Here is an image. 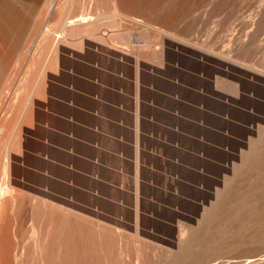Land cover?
<instances>
[{
    "label": "rangeland",
    "instance_id": "rangeland-1",
    "mask_svg": "<svg viewBox=\"0 0 264 264\" xmlns=\"http://www.w3.org/2000/svg\"><path fill=\"white\" fill-rule=\"evenodd\" d=\"M251 1L244 17L212 37L200 32V41L227 51L228 43L252 33L248 15L259 0ZM88 7L83 5L82 13ZM104 16L97 9L80 24L104 23L109 45H119L128 31L139 46L149 44L148 36L137 37L127 17ZM39 30L9 66L0 64V79L7 77L0 93V168L6 161L25 227L33 223L29 207L38 206L105 227L132 246L144 241L159 249L167 244L160 237L171 236L173 210L193 216V205L209 195L204 204L212 201L214 223L220 219L214 226L217 260L225 255L230 264L259 256L263 261L264 77H216L225 71L223 63L211 56L201 62L203 51L185 45L166 51L160 65L149 54L123 55L88 36L83 46L76 43L78 36L61 45L57 61L49 64L55 49L40 48L46 34L59 31V18L44 14ZM255 34V54L244 63L255 60L263 70L264 26ZM136 56L141 60L137 80ZM43 189L96 205L100 213Z\"/></svg>",
    "mask_w": 264,
    "mask_h": 264
},
{
    "label": "bare ground",
    "instance_id": "bare-ground-1",
    "mask_svg": "<svg viewBox=\"0 0 264 264\" xmlns=\"http://www.w3.org/2000/svg\"><path fill=\"white\" fill-rule=\"evenodd\" d=\"M55 3L56 0H0V64L3 67L9 66L13 58L19 57L20 53L28 48L30 37L40 31L41 18L48 13L59 18V31L54 32L52 36L44 34L45 40L43 39L44 42L42 41L40 48L41 50L42 47L55 49L49 64L57 61V52L61 45H68L73 37L78 36L75 41L79 46H83L85 36H88V39L102 42L108 49L123 55H130V51L139 55L149 54V58L160 65L165 64L166 51L177 50L181 48L180 45H185L203 51L198 58L201 62L208 60L207 56H211L223 63L222 70L225 71L216 72L215 74H218L216 77L225 75L239 79H255L254 74L264 77L263 56L260 60L263 70L255 67V60L248 64L244 63L255 51V33L264 26V0H259L252 15L248 13L247 23L251 25L252 33H245L242 39L236 38L229 41V49L220 52H216V47L211 42L200 41L199 33L206 31L212 37L221 30L227 29L232 20L240 19L244 8L253 5L251 0H57L59 7L54 8ZM83 5L89 6L87 13H82ZM97 9L101 10L106 17L123 16L130 19L137 31V37L148 36L149 44L145 47L139 46L137 40L136 42L132 40V31L131 33L128 31L120 38L119 45L107 44V38L101 31L104 23L100 24L92 19L87 26L80 24L86 22L85 16L90 17ZM70 19L73 21H69ZM115 22L116 18L111 23ZM75 32L76 35H72ZM152 44L156 45L155 49H151ZM134 63L137 67L134 76L137 79L141 64L139 57L134 58ZM242 68L252 73L239 71ZM6 82L7 77L0 79V93ZM262 141L264 144V139ZM4 162L0 168V264L231 263L229 259L224 260L225 252H222L223 259L218 258L220 260L216 258L219 253L216 256L214 254V247L218 243H215L214 226L220 219L214 223L216 208L212 206V201L204 204L209 195H206L200 203H192L195 204L193 206H197L193 216L180 213L177 209L173 210L174 223L168 226L171 236L170 238L160 237L164 243H167L165 246L161 245L159 249H153L144 241H139L136 246H132L117 233L105 227L86 225L69 215L38 206L29 207L33 223L25 227L23 219L16 210V196L10 182L8 164ZM198 214L200 216L196 219ZM136 218H138V208H136ZM225 225L228 226V224ZM260 226L262 227L263 223ZM256 232L260 234V230ZM230 233H228L229 236ZM260 240L259 242L262 241ZM262 258L259 256L247 263L241 260V264H262L264 261Z\"/></svg>",
    "mask_w": 264,
    "mask_h": 264
},
{
    "label": "crops",
    "instance_id": "crops-1",
    "mask_svg": "<svg viewBox=\"0 0 264 264\" xmlns=\"http://www.w3.org/2000/svg\"><path fill=\"white\" fill-rule=\"evenodd\" d=\"M134 78H135V76H134ZM136 79V78H135ZM137 80V79H136ZM112 123L113 124H115V125H118V126H124L123 124H122V122L121 121H119V120H114V121H112ZM132 164H133V169H134V172H135V167L134 166H136V167H138V164H139V162H138V155H137V153L136 152H134L133 153V160H132ZM135 180H136V185H138V181L140 180L138 177L137 178H135ZM120 188H121V186H119ZM137 187V186H136ZM43 191H44V193L45 194H47V195H49V196H56V197H59V198H64V199H66V200H68V201H71V202H73L74 204H76V205H79L81 208L82 207H86V209L85 210H88V211H91V212H95V213H100V208L99 207H97L96 205H91V207L90 206H88V205H90V204H87V203H85V202H79V201H75L73 198H71V197H63V196H61V195H59V194H56V193H51V192H48L46 189H43ZM137 192L134 194L135 196H137ZM178 194V193H177ZM91 195H92V197H97V198H101L100 196H99V194L98 193H91ZM174 208V207H173ZM83 210V209H82ZM84 210V211H85Z\"/></svg>",
    "mask_w": 264,
    "mask_h": 264
}]
</instances>
